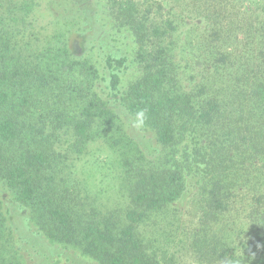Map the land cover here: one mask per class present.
<instances>
[{
  "label": "trees",
  "instance_id": "16d2710c",
  "mask_svg": "<svg viewBox=\"0 0 264 264\" xmlns=\"http://www.w3.org/2000/svg\"><path fill=\"white\" fill-rule=\"evenodd\" d=\"M102 2L104 22L85 30L94 32L85 43L105 55L99 64L64 41L32 63L11 54L19 31L0 29V179L19 209L8 212L22 257L40 256L46 240L94 264H173L146 232L194 185L198 226L188 247L196 262L264 264V0H175L169 12L163 0ZM33 7L18 3L13 21ZM188 18L203 25L189 60L178 36ZM133 65L138 74L125 88ZM122 116L139 147L108 129L102 136L112 148L128 143L129 204L99 219L58 182L54 135L71 133L82 152L100 136L96 127ZM233 219L242 241L230 239ZM52 256L48 264H57L58 248Z\"/></svg>",
  "mask_w": 264,
  "mask_h": 264
},
{
  "label": "rangeland",
  "instance_id": "374dc122",
  "mask_svg": "<svg viewBox=\"0 0 264 264\" xmlns=\"http://www.w3.org/2000/svg\"><path fill=\"white\" fill-rule=\"evenodd\" d=\"M32 1H34L32 11L24 18L23 22H20L21 19L16 23L13 19L21 16L13 14L12 11L23 0H0V29L12 28L13 34H16L17 31L20 33L19 37L11 38L12 55L23 53V58L33 63L34 55L45 53L47 49L56 50L64 41L78 56H85L94 63H102L104 53L97 48L88 46L90 44L88 39L93 37L91 35L94 32L85 31L89 27H91L90 29L96 28V22L98 23L100 20L102 23L104 22L103 18L107 13L102 0H77L78 3L75 2L76 5L74 4L73 8H70L66 0ZM144 1L156 3L158 0ZM163 1H165L167 12L171 10V6L176 5L174 4L175 0ZM179 11L178 9L177 12ZM105 18L107 28L111 30L112 28L108 24L109 20L107 17ZM2 21L5 24H2ZM198 22L188 18L178 33L183 41L186 51L184 57L187 60L190 59L189 55L192 52V46L189 44L190 39H199L203 32V25L196 26ZM1 38L0 30V43ZM129 49L131 51V48ZM129 72L124 78L125 88L138 74L135 65ZM191 76H195L194 70L192 72L189 70L187 73L188 78ZM122 117L123 119L119 117V119L102 122L96 127L100 136H96V139L89 143L82 152H77L73 147L75 139L71 133L62 131L54 135V138L56 137L54 150L59 154L58 166L55 167L58 182L65 183L73 195L78 196L77 199L81 201L80 208L84 213L98 216L99 219L111 212L115 213V216L123 214L129 204V180H127L128 176L124 167L128 143L126 142V146L124 144V146L112 148L102 136L103 130L108 129L110 135L107 137L124 135L129 139L125 141H132L131 145L136 146L138 139L130 126L131 122L126 117ZM133 139L137 140L136 143ZM140 156L143 155L140 154ZM196 193L194 185H188L183 197L171 206L167 214L158 217L157 224H151L146 232V238L159 248V253L172 256L173 264H199L188 247L193 238L192 231L198 226L199 204ZM9 210L15 212L19 209L12 201L10 190L0 179V264H33L34 258L37 260L34 264H48L50 260H53L52 254L56 252L57 248L61 259H63L59 258L57 264H78V260L81 264H94L91 258L81 254V250L77 248L56 246L46 240L42 242L40 238L36 240H40L41 244L45 245L42 254L37 256L35 252L31 251V257H22L23 251L18 250L15 245L18 235L13 231L10 219L12 214H9ZM233 224H235V219L230 224V239L233 242L242 241L245 237V233L240 231L242 227L240 225L233 226ZM28 237L35 240L33 234L29 233ZM66 258L71 259L72 262L66 261Z\"/></svg>",
  "mask_w": 264,
  "mask_h": 264
},
{
  "label": "clouds",
  "instance_id": "9594fccd",
  "mask_svg": "<svg viewBox=\"0 0 264 264\" xmlns=\"http://www.w3.org/2000/svg\"><path fill=\"white\" fill-rule=\"evenodd\" d=\"M135 127L140 128L144 124V113L138 112L134 121Z\"/></svg>",
  "mask_w": 264,
  "mask_h": 264
}]
</instances>
